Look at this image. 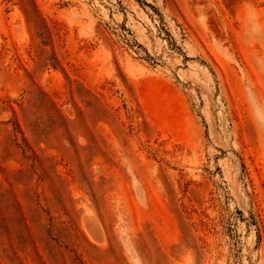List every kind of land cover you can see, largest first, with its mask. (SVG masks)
<instances>
[{
  "label": "rangeland",
  "instance_id": "obj_1",
  "mask_svg": "<svg viewBox=\"0 0 264 264\" xmlns=\"http://www.w3.org/2000/svg\"><path fill=\"white\" fill-rule=\"evenodd\" d=\"M0 264H264V0H0Z\"/></svg>",
  "mask_w": 264,
  "mask_h": 264
}]
</instances>
